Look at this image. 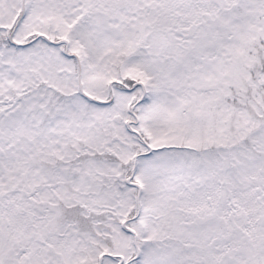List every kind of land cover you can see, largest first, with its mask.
Masks as SVG:
<instances>
[{"label": "snow or ice", "instance_id": "snow-or-ice-1", "mask_svg": "<svg viewBox=\"0 0 264 264\" xmlns=\"http://www.w3.org/2000/svg\"><path fill=\"white\" fill-rule=\"evenodd\" d=\"M0 264H264V0H0Z\"/></svg>", "mask_w": 264, "mask_h": 264}]
</instances>
